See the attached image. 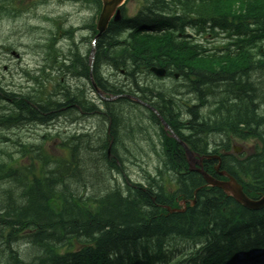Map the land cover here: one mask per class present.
<instances>
[{"label": "trees", "instance_id": "obj_1", "mask_svg": "<svg viewBox=\"0 0 264 264\" xmlns=\"http://www.w3.org/2000/svg\"><path fill=\"white\" fill-rule=\"evenodd\" d=\"M16 3L0 0V13L15 15ZM144 4L135 16L111 22L97 39L93 73L98 85L112 94L147 100L201 154L218 153L219 143L212 145L208 139L213 132L260 136L263 146L255 155L240 160L222 154L221 165L244 184L249 195L258 197L264 192V113L257 111L264 106V56L261 65L255 64L253 56L243 59L229 45L221 56L197 60L203 68L219 65L222 69L185 72L182 62H193L198 53L181 45L177 31H184L187 24L204 27L207 21L203 19L211 15L212 27L238 28L246 34L249 51L264 37V0H145ZM240 17L247 19L240 22ZM49 49L48 57L56 62L60 52ZM64 57L65 62H59L61 75H82L91 84L88 50L80 54L72 49ZM104 64L124 68L126 85L108 84L100 70ZM161 64L182 69L185 90L196 97V103L185 97L181 104L182 98L176 97L171 84L148 80L150 68ZM37 82L40 87L35 92H14L0 86V142L9 140L5 130L13 125L50 124L60 115L72 121L93 114L105 119L103 141L108 142L106 147L99 144L98 150L95 135H73L67 145L70 155L59 158L28 141L21 142L20 155L12 157L11 146L2 144L0 245L6 247L0 251L1 264H235L240 254L248 260L253 251L264 247V208L249 210L222 189L207 186L201 173L189 171L184 147L161 124L164 167L159 168L158 177L149 178L146 187L126 181L124 188L119 184L112 188L106 183L104 170L122 173L117 162L119 138L124 144L131 129L142 126L134 113L139 108L134 100L120 96L104 101L101 109L88 100L79 84L72 89L58 76L51 87L41 79ZM206 103L207 108L199 110ZM151 119L160 123L154 113ZM126 130L128 134H123ZM222 144L228 149L227 141L219 146ZM26 156L30 163L20 161ZM85 162L96 183L87 178ZM216 163V159L204 160V168L221 177L215 171ZM166 181L176 183L177 189L170 191ZM75 182L81 185L76 187ZM89 183L102 190L88 191ZM195 191V205L184 212L163 207L178 206L183 197L194 198ZM22 239L29 244L23 251L18 247L21 243L17 244ZM178 247L183 251L176 256ZM168 249H172L170 253Z\"/></svg>", "mask_w": 264, "mask_h": 264}, {"label": "rangeland", "instance_id": "obj_2", "mask_svg": "<svg viewBox=\"0 0 264 264\" xmlns=\"http://www.w3.org/2000/svg\"><path fill=\"white\" fill-rule=\"evenodd\" d=\"M139 1L141 0H131L127 4L126 7L128 15H132L135 13L136 6ZM26 5L28 7V10L23 12L20 16L11 17L0 15V83L2 84V86H5L7 88L15 90L23 89V92H26L25 90H27L30 74H35L36 76H38L40 71L36 70L37 67L42 66L43 63L45 64V62L47 63L48 61H45V51L42 49L43 47H41V45L46 42L50 33L56 29L55 21L61 22L65 28L70 27L69 25H73L77 29L79 28L76 31V39L78 41L81 52L85 53L89 48V39L80 43V38L83 35L87 37L90 36V31L83 27L86 26V24L91 20L95 19L96 16L95 9L81 4L80 2L74 3L67 0H49L47 2L40 3L39 0H28ZM203 38L204 35H198V39ZM224 41L225 40L223 39L216 38L213 40L211 39L210 43L214 45L218 42ZM261 44L264 47V42ZM8 45L13 46L14 48L16 47V50L20 53V57L12 55L9 52L6 53L5 46ZM58 46L62 49V52L64 54H67L70 47L69 39L60 37ZM7 57L8 60L5 59ZM103 69L105 74H107L108 76L112 75L113 81L127 80L126 77H122L118 72H115V70L108 69L107 67H104ZM26 71L29 72V76ZM150 78L151 77L149 75V79ZM260 80L262 81L263 77L260 78ZM176 81L179 82L182 87L186 85L185 79ZM173 82L175 81H171L169 83ZM91 89L92 88L88 85L90 95L93 97L95 96V100L97 102H100L98 96L93 91H91ZM186 96V98L189 99V102H197V99L193 94L191 95L190 93V96ZM262 107L264 106L262 105L261 108ZM206 108L207 103L204 104V106H202L201 108L199 107V110L201 109V111H203ZM98 124L100 125L98 126ZM104 128L105 124L100 121V117H98L97 115L80 118L75 122H71L70 120H68V117L66 115H60L57 119H54L51 124L42 125L30 123L18 126L13 125L12 127H10V129L5 130L6 135L9 137V140L4 141L3 143L14 146L11 151L12 153L16 154L15 152L19 149L21 142L30 141L39 145L43 149L45 148L48 155L59 157L65 151L60 145L61 140L70 138L75 133L86 131L92 133L98 131L97 133H95V137H97L96 140L98 142H95V145L99 147L100 145L102 147H106L108 141H103ZM125 132H127V130L124 131L123 134ZM134 135L135 138L132 139L133 142L129 144V140H127L126 146L122 144L123 139H121L120 137L117 142V148L119 149L120 155L127 158L122 162V164L125 168L128 178L132 181H144L146 174L145 171L154 170L155 165L157 164L158 156L150 148L149 141L147 139L139 136L140 134L138 135L137 133H135ZM208 139L213 145L223 139L225 140L226 135H220L218 134V132H213L209 135ZM113 141V137L109 138L110 144H112ZM233 142H237L240 143V145H243V152L249 151V149H251L253 145L252 142L241 141L236 138H233V140H231V144ZM3 143L0 142V145H2ZM3 146L4 145L0 147ZM85 168L87 178L90 180V182L96 183V180H93L89 176L92 171L91 166L87 163L85 165ZM96 172L97 171L95 170L94 173ZM102 175V178L105 179L106 183L109 182L112 188L118 186L117 181L124 182V177L118 175L117 171H115L114 173H108L104 170ZM74 184L76 187H79L81 185L80 182H75ZM96 187L97 185L93 187L90 183L87 185V188L89 189L88 191H93L95 193L102 190V187ZM27 246L28 245L25 242H21L18 247L21 251H23L27 248ZM5 247L6 246L0 245V251L5 249Z\"/></svg>", "mask_w": 264, "mask_h": 264}, {"label": "water", "instance_id": "obj_3", "mask_svg": "<svg viewBox=\"0 0 264 264\" xmlns=\"http://www.w3.org/2000/svg\"><path fill=\"white\" fill-rule=\"evenodd\" d=\"M103 1H104V7H103V11L101 13L100 20L98 23L100 34L106 28L109 19L115 13L118 5L123 0H103ZM118 17H119V14L116 16V18ZM186 152L191 157V159H193L196 163H198L201 166L197 168V170L200 171L204 175V178L208 184L213 185V186H218L224 189L227 194L233 195L235 199L239 203L244 205L246 208L257 210V209H261L264 207V194L262 195V197L258 199H252L248 197L244 193L242 185L233 176H231L226 171L219 170L220 165H218L216 169L219 171V173L230 177V180L221 181L213 177L212 175L208 174L207 172L204 171L202 167V160L204 157H201L200 159H195L193 152H191L188 148H186Z\"/></svg>", "mask_w": 264, "mask_h": 264}, {"label": "bare ground", "instance_id": "obj_4", "mask_svg": "<svg viewBox=\"0 0 264 264\" xmlns=\"http://www.w3.org/2000/svg\"><path fill=\"white\" fill-rule=\"evenodd\" d=\"M148 75H150V77L152 76V73H148ZM152 82V81H151ZM175 82H176V84H175ZM175 82H173V83H169V82H164V83H167V84H171L172 85V87H174V89L176 90V92L179 94V95H182L183 97H182V99H181V101H183V99H186L185 97H187L186 95H189L190 96V94H187V92L189 91V90H185V86H181L180 85V83L179 82H177V81H175ZM152 98L155 100V97L154 96H152ZM187 100V99H186ZM179 102V103H181V104H184V101L183 102ZM189 101V100H188ZM187 101V102H188ZM191 104H193L192 103V101L190 102ZM199 105V104H198ZM177 114V113H176ZM175 114V115H176ZM180 115H182L183 113H179ZM98 117H100V121L104 124V121H105V119L103 118V116L102 115H98ZM184 116H181V118H183ZM42 125H44V124H42ZM100 124H98V126H99ZM107 127H109V123L107 124ZM6 130H8V129H6ZM110 130V129H109ZM2 130H0V132H1ZM87 133H89L88 131H86ZM98 131H95V132H92L91 134L92 135H95V133H97ZM102 136V135H101ZM104 136V135H103ZM100 137V136H99ZM112 137V136H111ZM96 149H100L101 148V146L99 147V146H94ZM126 195V194H125Z\"/></svg>", "mask_w": 264, "mask_h": 264}]
</instances>
